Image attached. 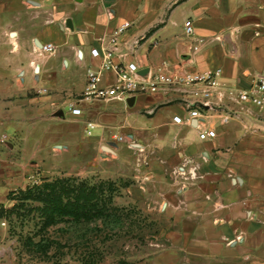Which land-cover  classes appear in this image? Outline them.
I'll return each instance as SVG.
<instances>
[{
    "label": "crops",
    "instance_id": "0c3cea01",
    "mask_svg": "<svg viewBox=\"0 0 264 264\" xmlns=\"http://www.w3.org/2000/svg\"><path fill=\"white\" fill-rule=\"evenodd\" d=\"M123 24L116 63L220 68V81L238 89L264 74V0H0V202L44 160V140L64 119L54 113L82 91L88 69H99L90 49L101 50ZM45 43L52 52L41 51ZM113 81L112 71H100L101 85ZM183 100L166 88L123 101L147 113L139 131L153 140L137 146L169 149L175 172L187 174L175 192L183 200L172 206L186 216L179 264H264V104L228 122L211 116L215 136L201 140L195 121L172 120L185 116ZM54 142L46 149L63 146Z\"/></svg>",
    "mask_w": 264,
    "mask_h": 264
},
{
    "label": "rangeland",
    "instance_id": "374dc122",
    "mask_svg": "<svg viewBox=\"0 0 264 264\" xmlns=\"http://www.w3.org/2000/svg\"><path fill=\"white\" fill-rule=\"evenodd\" d=\"M114 101L79 102L82 114L73 117L62 108L64 119L52 124L40 149L44 160L0 202V264L182 261L186 216L172 206L183 200L175 192L186 188L187 174L175 172L169 149L140 148L153 140L139 131L146 111ZM126 111L132 112L130 124ZM86 121L96 123L90 136L83 132ZM49 140L63 146L46 149ZM56 179L65 180L69 191L44 203L39 188Z\"/></svg>",
    "mask_w": 264,
    "mask_h": 264
},
{
    "label": "built area",
    "instance_id": "2783aa9c",
    "mask_svg": "<svg viewBox=\"0 0 264 264\" xmlns=\"http://www.w3.org/2000/svg\"><path fill=\"white\" fill-rule=\"evenodd\" d=\"M126 25L120 26L101 50L90 49V54L100 59L99 69L87 70L82 91L65 104V112L73 116L80 115L81 109L78 103L81 101H126L128 96L173 88L185 97L182 104L185 116L181 118L174 115L172 120L176 123L188 124L192 120L195 121L194 128L197 130L198 138L204 140L215 136L213 126L207 121L211 116L216 115L221 122H228L240 110L261 107L264 104V74L254 79L250 89H238L220 81V68L203 72H188L179 71L163 63L153 69L147 68L141 74L139 71L142 68L138 64L114 62L115 37ZM183 28L186 34L193 32L189 20L184 21ZM40 49L45 53H50L54 45L45 43ZM101 70H110L114 73V81L110 85L100 84ZM95 127L94 122L87 121L83 132L86 136H90ZM115 138L122 140L120 135Z\"/></svg>",
    "mask_w": 264,
    "mask_h": 264
},
{
    "label": "trees",
    "instance_id": "16d2710c",
    "mask_svg": "<svg viewBox=\"0 0 264 264\" xmlns=\"http://www.w3.org/2000/svg\"><path fill=\"white\" fill-rule=\"evenodd\" d=\"M65 182V180H61V179H56L52 182H48V183H44L39 189L38 194L41 198L44 199V203H47L48 199L51 197H54L56 199H60L61 198V193H67L69 191V188L65 187L63 185V183ZM47 190V191H46ZM55 190H57L59 192V194H56ZM83 189L80 186L78 188V192H82ZM57 213H59V209H57Z\"/></svg>",
    "mask_w": 264,
    "mask_h": 264
},
{
    "label": "water",
    "instance_id": "95a60500",
    "mask_svg": "<svg viewBox=\"0 0 264 264\" xmlns=\"http://www.w3.org/2000/svg\"><path fill=\"white\" fill-rule=\"evenodd\" d=\"M145 71H146V69H142V70H140L139 72H140L141 74H143ZM54 115H56V116H63V112H62L61 109H59V110H57V111L54 113Z\"/></svg>",
    "mask_w": 264,
    "mask_h": 264
}]
</instances>
